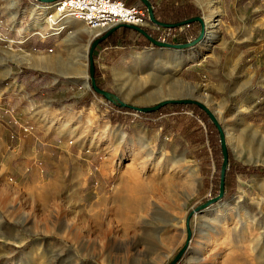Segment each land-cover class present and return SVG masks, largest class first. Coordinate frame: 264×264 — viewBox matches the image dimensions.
<instances>
[{"label": "rangeland", "instance_id": "1", "mask_svg": "<svg viewBox=\"0 0 264 264\" xmlns=\"http://www.w3.org/2000/svg\"><path fill=\"white\" fill-rule=\"evenodd\" d=\"M16 1L25 3L29 15L23 18L26 24L10 25L16 11L8 8V0H0V29L12 34L8 38L0 33L6 39L0 40V64L6 61L8 66L50 72L55 82L87 92L94 102L58 110L45 100L33 108V123L21 130L32 134L33 127L42 129L55 137L50 144L60 148L53 152L44 146L37 163L20 165L18 176L8 171L0 153V264H170L185 244L177 264H264V174L250 171L264 170V0H217V32L206 42L205 35L201 43L204 49L216 48L214 56L209 53L212 59L204 63V69L210 70L204 81L191 77L182 81L175 53L173 74L166 72L169 61L168 65L164 60L155 63L150 54H132L130 48L153 44L129 31L93 50L98 84L121 102L146 108L161 100L189 98L204 104L217 119L225 134L231 164L229 169L227 163L226 170L232 186L226 197L223 194L199 213L195 209L217 197L212 189L219 185L218 174L212 178L215 162L200 160L201 149L211 154L208 140L201 142L206 125L214 128L211 119L195 117L188 107L166 106L147 115L105 100L91 88L88 60L90 45L102 34L86 42L71 35L69 28L47 39H42L46 33L41 31V40L53 38L54 45L44 51H27L21 48L22 37L33 35L27 29L34 21L30 9L36 6L34 0ZM120 1L143 6L139 0ZM149 1L158 21H173L172 15L179 14L180 19L193 16L205 24L200 0ZM147 16L146 12L145 25L149 24ZM36 17L40 21L35 28L41 29L44 17ZM152 27V33L142 30L159 43L183 45L199 36L193 34L191 25L170 32ZM107 50L114 52L109 58L104 54ZM32 55L48 57L42 61ZM11 78L1 81V86H8ZM192 87L198 91L191 92ZM171 88L173 97L153 98L156 92L168 93ZM116 118L123 120L114 122ZM156 125L159 134L167 137L162 146L155 140L150 143L149 129ZM71 148L98 150L114 166L115 175L101 190L103 196L97 193L98 201L82 199L80 182L73 184L65 177L56 184L57 191L47 188L54 183V172L51 164L45 168V160L57 163L61 149ZM93 188L100 186L89 179V194ZM72 190L76 194L71 195Z\"/></svg>", "mask_w": 264, "mask_h": 264}, {"label": "crops", "instance_id": "2", "mask_svg": "<svg viewBox=\"0 0 264 264\" xmlns=\"http://www.w3.org/2000/svg\"><path fill=\"white\" fill-rule=\"evenodd\" d=\"M24 4L25 3L20 5L18 1H16L13 9L8 6V8H10L11 10L16 11V14L13 13L15 14V19L11 18L9 22L10 25L22 26L26 24L23 18L25 15H27L28 12L26 11ZM129 7H136L147 12V8L145 6L138 7L137 5L133 4L129 5ZM0 16H2L1 11ZM172 16L174 17L173 21L162 22L168 23L166 25H172V23L175 22L183 23L197 18L188 16L189 18L186 20V18L180 19L179 14H173ZM147 19V22L149 24L143 26V28L141 29H148L149 31H151V33L154 31V28L152 27L153 25L159 27L163 31L168 30L170 32L172 29H176L157 26L149 21V16H147ZM156 21L159 22L158 20ZM72 23L77 26V28L85 27L74 22ZM198 24L200 25L199 29L197 28ZM27 25L29 26L30 24L27 23ZM189 25H191L193 34L195 32V34L198 35L202 31L203 26L198 21H194ZM37 29L38 28H33L29 31H33L32 36L27 35V37H22L23 39H25V42L21 45V48H24L27 51H44L45 49L50 47V45H54V41H52L54 40L53 38L47 41H43L40 38L41 31H43L44 33L48 32L47 26L45 24L42 25L41 29ZM123 29H125V31L143 36L134 29L118 26L107 38L112 37L113 39H116L120 35V33H122ZM10 31L11 30L3 32V30L0 29V33H3L8 38L12 36ZM102 32L103 31H101L99 34H101ZM106 32H104L101 36H103ZM143 37L147 39L145 36ZM138 39L139 41L145 43L142 37ZM193 39L191 40V42L195 40ZM201 43L187 50L175 51L169 48L157 47L151 42V44L153 45L147 47L144 46V44H140V46L142 47H133L130 48L129 51L132 52V54L144 52L146 56L149 53L152 57H154V59H151V62L154 60L155 63H158L159 60H164L167 62L166 65H168L169 61V66L171 67H168L169 70L166 71L168 74H173V68L176 67L173 65V54L175 53L179 55V65L181 66L179 75L181 76L182 81H185L186 78L189 77L193 78L194 80L196 79L197 81H204L205 77L210 74V70L206 71V69H204V63L210 61L209 59H212L209 53H212L214 56L216 48L213 47L211 50H209V48L204 49V47H201ZM119 50L121 49L119 48ZM167 52L170 53L169 56H166ZM109 53L113 54L114 52H110V50L104 51V54L106 56ZM32 56L37 60L42 61H44L45 59H47L46 57H48L45 55ZM108 56L107 58H109ZM242 56L243 53H241V57ZM15 59L18 63L21 61L19 57H14V60ZM191 59L193 60L190 61ZM30 63L33 65L32 60ZM0 68L2 71L0 75V153L4 160V165L8 169V171H10L14 176H18V168L20 165H35L37 163L36 156L37 154H40V150H42L44 146L52 147L53 149H51V151L53 152L54 149L60 148L56 144H50L51 141H54L55 137L53 135L47 134V132L43 131L42 129L39 130L37 127H33L34 134H30V132H28L27 134L21 130L22 126L29 125L28 123H33L32 117L30 115L31 110L45 100H50L53 108L59 110L61 106L83 108L87 105L88 102H94V99L89 97L90 95L87 92H78L77 87L55 82L51 78L50 72H38L36 70L38 68H20L15 66H8L6 61H1ZM11 69L14 70L12 72V76L10 75ZM9 78H11L13 81H10L8 83V86L6 87L1 86L2 82ZM208 86L209 85H206V87ZM97 107L98 106L96 103L92 105V109L94 112ZM30 127L32 128L31 125ZM154 127L155 129H152ZM149 130L150 143L154 142L155 140L158 144L161 142L162 146L167 137L166 135L163 137L161 136V134H159V131L161 129L158 127V125L150 127ZM42 137L43 140L41 141L40 138ZM160 137L162 138L161 141L159 140ZM61 151L62 153H59V155L57 156V163L45 160L46 169L49 168L50 164L52 165L51 170L54 172V183L59 185L60 179H62L63 177L68 178L69 181L73 182V184H77L80 182L83 190L82 199H85L86 201H88L89 199L88 202L98 201L100 195L97 193L100 192L101 196H103L101 190L109 186L112 178L115 175V169L112 163L109 162L105 157L101 156L100 151L98 150L87 151L80 148H71L64 151L61 149ZM89 179H92V181H96L100 186L99 190L96 188H93V190H91L92 194L95 195L93 199L91 198L92 194H89L90 192L87 190ZM72 194H76V190H72L71 195Z\"/></svg>", "mask_w": 264, "mask_h": 264}, {"label": "built area", "instance_id": "3", "mask_svg": "<svg viewBox=\"0 0 264 264\" xmlns=\"http://www.w3.org/2000/svg\"><path fill=\"white\" fill-rule=\"evenodd\" d=\"M32 4L46 13L42 21L48 27V32L41 36L42 39L59 36L68 29L65 23L68 21L79 22L93 30L103 29L104 32L120 24L145 25L146 12L136 7H126L120 0H34ZM0 40L6 39L0 37Z\"/></svg>", "mask_w": 264, "mask_h": 264}, {"label": "water", "instance_id": "4", "mask_svg": "<svg viewBox=\"0 0 264 264\" xmlns=\"http://www.w3.org/2000/svg\"><path fill=\"white\" fill-rule=\"evenodd\" d=\"M38 1H40V2H52V1H55V0H38ZM139 1L147 8L149 21L151 23L157 25V26H161V27H164V28H179V27H182L184 25H189L190 23H192L194 21H198L203 26L202 27V31L200 32L198 38L196 40H194L193 42H191V43L183 44V45H170V44L159 43V42L154 41L141 28L136 27V26L120 24V25H117V26H114V27L110 28L103 36H101L100 38L95 40L90 45V48H89L88 60H89V77H90L91 88H92L94 93L102 96L105 100L109 101L110 103H112L114 105H117L120 108H129V109H131L133 111H136V112H139V113L155 112L158 109H160L161 107H163L165 105H169V104H195L200 109H202L204 112H206V114L211 119L213 125L217 128V130L219 132L220 146H221V151H222V155H223V163H222V167H221L219 194H218L217 197H215L213 199H210L207 202H205L204 204L198 206L195 209V212L199 213V212H202L205 209H207L210 205H212V204L216 203L217 201L221 200L222 197H223V194H224V174H225V170H226L227 163H228L227 144H226L224 131L221 128V126L219 125V123H218L217 119L215 118V116L213 115V113H211L204 104L200 103L197 100H192V99H189V98L161 100L160 102L156 103L155 105H153L151 107H146V108H140V107H135V106H131V105L129 106V105L121 102L115 94L106 92L104 90H100L95 84V80H94V66H93V59H92L93 50H94V48L96 47L97 44H99L100 42L105 40L116 29V27H118V26L134 29V30L138 31L140 34H142L143 36H145L155 46L160 47V48H169V49H173L175 51L187 50V49L193 48V47H195L196 45H198L199 43H201L204 40L205 35H206L205 24H204L203 20H201L200 18L189 20V21L183 22L181 24H176V25H164V24H161V23L157 22L154 19L153 13H152V8H151V6H150V4L148 3L147 0H139ZM191 215L192 214L190 213L188 215V217L186 218L187 241H189V239L191 238V231H190V228H189V222H190ZM186 248H187V244H185L184 247L177 253V255L171 261L170 264H177L179 262V260L182 258Z\"/></svg>", "mask_w": 264, "mask_h": 264}, {"label": "trees", "instance_id": "5", "mask_svg": "<svg viewBox=\"0 0 264 264\" xmlns=\"http://www.w3.org/2000/svg\"><path fill=\"white\" fill-rule=\"evenodd\" d=\"M148 3L150 4V1L147 0ZM142 4V3H141ZM125 6L129 7V5H126L124 4ZM151 5V4H150ZM139 7V6H138ZM141 7V6H140ZM143 7V6H142ZM152 13H153V17L157 20L156 18V14L155 12L153 11L152 9ZM187 20V19H186ZM161 24H168V23H165V22H161L159 21ZM181 22H175V23H172V25H176V24H179ZM122 31H125V29H123ZM113 40H115V38L113 39L112 37L110 38H107L105 39L104 41L100 42L99 44L96 45V47H100L102 45H106L108 43H111ZM96 47L94 49H96ZM94 80H95V84L96 86L100 89V90H103V87L98 84L97 82V74H96V71H94ZM166 106H169V107H173V108H178V109H181V108H191L192 109V112L194 114L195 117L199 118V119H202L203 121H207V120H210L209 116L206 114V112H204L202 109H200L197 105L195 104H169V105H165L163 107H161L160 109H158L157 111L155 112H151V113H147V115H152V114H155L156 112H158L159 110H161L162 108L166 107ZM188 107V108H187ZM129 109V108H127ZM131 110V109H130ZM133 111V110H131ZM197 116H196V115ZM122 118V117H120ZM120 118H116L114 119V122H120L122 121L123 119H120ZM201 129V128H200ZM202 132L204 133V139L201 140V142H204L206 139L208 140L210 146H211V154H209L207 152V150H202L201 149V158L200 160L202 161V163H206L208 164L211 160H213L216 164V171L215 173L213 174L212 178L214 180L215 178V175L218 174V179H219V185L218 187L216 188H213L212 189V194L214 193L215 196H218L219 194V190H220V176H221V167H222V163H223V155H222V151H221V146H220V138H219V132L217 130V128L214 126L213 129H210L208 128V126L206 125L205 127V130H202ZM199 155V154H198ZM220 156V158H219ZM219 159H220V165H219ZM228 161H229V158H228ZM230 162H228V168L230 169ZM239 171H243V168H240ZM251 172H254V173H262L264 174V170H257L255 168H252L250 169ZM230 177V172L228 170H225V174H224V197L227 196V193L230 192L231 190V186H232V183L230 184L228 182V179Z\"/></svg>", "mask_w": 264, "mask_h": 264}, {"label": "bare ground", "instance_id": "6", "mask_svg": "<svg viewBox=\"0 0 264 264\" xmlns=\"http://www.w3.org/2000/svg\"><path fill=\"white\" fill-rule=\"evenodd\" d=\"M200 1H201L202 9L204 11V18H205V24H206V38L204 40L206 42V41L210 40V38L213 37V35L216 34V32H217V29H216L217 28L216 17L218 16L217 15L218 14V9L215 6V4L217 3V0H200ZM14 5H15L14 0H8V6L10 8L13 9ZM45 14L46 13L43 11L42 8H40V7H32L30 9V15L34 19V21H33L34 24L32 23V25L27 29V31L35 28V26H37L39 24L40 19H38V17H36V16H39V15L44 16ZM72 22H74L76 24H79V25H82L81 23L76 22V21L65 22L67 27L69 29L73 30L71 35H73L74 37H79L80 36V38L85 39L86 42L91 40L92 38H95L97 35H99V33L101 31L104 32L103 29L93 30V29H90V28H87V27L77 28V26H75ZM82 26H84V25H82ZM85 49H86V47H84V49H82L83 52H82V55H80L82 58H85ZM169 54L170 53L167 52L166 56H168ZM75 56H79V55L76 54ZM79 61H80V59L77 58V61H75V62L79 63ZM78 75H79V77H82L85 74H83V75L82 74H78ZM83 77H85V76H83ZM117 78L120 79L121 75L120 74H119V76L117 75ZM179 86L182 87L183 85L181 86V84H180ZM192 90L195 91V92L198 91L195 87L190 88L191 92H192ZM151 95H153V94H151ZM167 96H169V97H173L174 96V92H173L172 88L170 89V92H168V93L162 92V94H161L159 92H156V94L154 95L153 98L159 99V98H164V97H167ZM47 188H53V189H55L54 191L58 190L57 189V185L55 183L47 186Z\"/></svg>", "mask_w": 264, "mask_h": 264}]
</instances>
